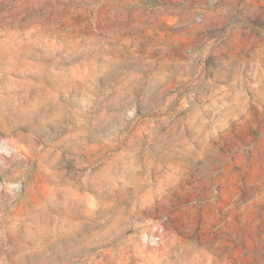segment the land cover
Listing matches in <instances>:
<instances>
[{
    "label": "rangeland",
    "instance_id": "1",
    "mask_svg": "<svg viewBox=\"0 0 264 264\" xmlns=\"http://www.w3.org/2000/svg\"><path fill=\"white\" fill-rule=\"evenodd\" d=\"M0 264H264V0H0Z\"/></svg>",
    "mask_w": 264,
    "mask_h": 264
}]
</instances>
